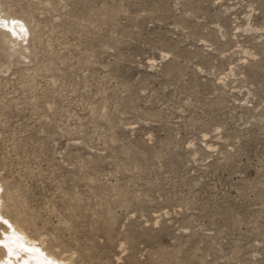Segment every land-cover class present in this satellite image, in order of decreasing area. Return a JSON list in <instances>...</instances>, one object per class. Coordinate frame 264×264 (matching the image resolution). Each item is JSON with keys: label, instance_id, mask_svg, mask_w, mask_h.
I'll use <instances>...</instances> for the list:
<instances>
[{"label": "rangeland", "instance_id": "374dc122", "mask_svg": "<svg viewBox=\"0 0 264 264\" xmlns=\"http://www.w3.org/2000/svg\"><path fill=\"white\" fill-rule=\"evenodd\" d=\"M1 2L10 220L74 264H264V0Z\"/></svg>", "mask_w": 264, "mask_h": 264}, {"label": "bare ground", "instance_id": "6f19581e", "mask_svg": "<svg viewBox=\"0 0 264 264\" xmlns=\"http://www.w3.org/2000/svg\"><path fill=\"white\" fill-rule=\"evenodd\" d=\"M0 34L11 54L26 58L31 37L29 25L15 11L4 8L1 0ZM7 198L5 184L0 180V264H74L72 257L51 252L44 240L35 239L36 242L23 226L10 220ZM3 222L7 226H3Z\"/></svg>", "mask_w": 264, "mask_h": 264}]
</instances>
